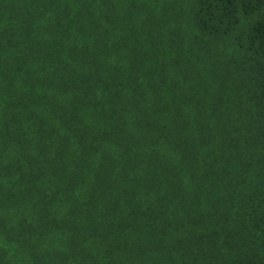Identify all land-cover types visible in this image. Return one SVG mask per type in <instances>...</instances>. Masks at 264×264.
<instances>
[{"label": "trees", "instance_id": "obj_1", "mask_svg": "<svg viewBox=\"0 0 264 264\" xmlns=\"http://www.w3.org/2000/svg\"><path fill=\"white\" fill-rule=\"evenodd\" d=\"M0 264H264V0H0Z\"/></svg>", "mask_w": 264, "mask_h": 264}]
</instances>
